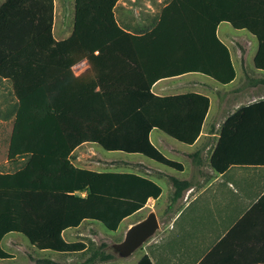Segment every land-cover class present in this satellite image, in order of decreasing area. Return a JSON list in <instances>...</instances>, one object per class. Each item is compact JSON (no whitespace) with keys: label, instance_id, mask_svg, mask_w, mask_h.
I'll use <instances>...</instances> for the list:
<instances>
[{"label":"trees","instance_id":"1","mask_svg":"<svg viewBox=\"0 0 264 264\" xmlns=\"http://www.w3.org/2000/svg\"><path fill=\"white\" fill-rule=\"evenodd\" d=\"M115 3L73 0L72 32L59 41L52 36L53 0L0 3V84L12 89L5 108V116L12 119L7 161L16 165L0 171V241L16 233L38 250L80 253L87 250L86 243L65 240V229L92 220L115 231L148 198H157L161 187L146 175L79 167L72 163L71 153L91 142L106 151L140 154L181 170L180 162L153 145L149 132L158 129L182 143H193L209 97L198 92L157 95L151 86L186 73H199L219 84L231 82L236 71L228 47L216 34L219 23L257 38L253 66L264 71V0H170L157 23L142 33L118 25ZM43 55L66 58V78L52 81L54 92H35L37 79L18 72L25 64H38L35 59ZM81 55L98 66L95 82L71 73V63ZM24 59L28 62H20ZM258 81L245 76L247 86ZM261 107L264 98H256L224 121L209 160L216 171L235 160L226 156L225 148L226 140L238 134L239 121L256 118ZM247 129L264 149V127L254 124ZM172 183L173 199L189 186V181L175 178ZM106 245L99 242L76 264L112 259ZM13 257L0 245L1 260ZM29 258L34 264H62L49 257ZM136 264L151 262L143 256Z\"/></svg>","mask_w":264,"mask_h":264},{"label":"crops","instance_id":"2","mask_svg":"<svg viewBox=\"0 0 264 264\" xmlns=\"http://www.w3.org/2000/svg\"><path fill=\"white\" fill-rule=\"evenodd\" d=\"M169 1L116 0L113 7L114 17L125 31L142 33L150 30L157 23L162 8ZM72 29L73 0H61V3L53 0V38L56 41L66 39ZM241 30L233 28L227 22H221L216 27V34L228 47L236 71L235 78L228 84L203 79L201 77L203 75L199 73H186L161 78L151 86V91L157 95L198 92L209 97L207 113L200 133L193 143H182L158 129L149 132V139L153 145L166 157L180 162L181 170L161 165L140 154H127L133 158L131 162L116 159L111 163L93 161L95 165L101 164L102 167L98 168L95 165H85L87 162L85 156L88 155L85 150L91 151V147L94 148L97 144L83 142L72 151L71 161L76 166L97 171H131L146 175L161 187V193L157 198H148L142 208L123 218L118 225L119 227L121 223L126 222L124 231H127L149 212L153 211L156 214L158 227L139 246V255L133 262L127 263L121 261L123 256L117 253L112 259L96 264H136L143 256L148 257L151 264H264V149H260L259 141L248 135L251 129H247L254 124L264 127V107L258 110L256 118L240 120L238 124L241 127L238 134L226 140V156L235 160L219 172L209 163L224 121L250 102L236 101L248 95L245 81L241 89H235L233 84L238 77V68L243 72L244 61L250 60L251 57L253 64L258 40L248 31V35L233 34ZM239 45L244 47L253 45L249 58L246 57V52L242 55ZM82 58L88 59L87 56L81 55L73 61L70 65L71 73L74 76H85L87 82H95L100 74L97 65L89 64V68L79 75L73 73L72 65ZM35 60L38 64L35 66L25 64V68L18 71L19 75L37 79L35 92H54L52 81L67 74L64 71L66 58L43 55ZM20 62L28 61L24 59ZM257 72L259 73L257 85L249 87L257 88L258 98H264V71L257 70ZM242 74L245 78L247 73ZM64 86L66 87L67 84ZM0 92L6 94L4 101L7 105V96L12 92L11 87L9 84L0 86ZM155 130L158 133L152 135ZM85 146L88 148L85 149ZM74 154H77L76 158H73ZM143 160L150 162V165L145 167L143 163L140 164ZM118 165H124V169H119ZM173 178L189 181V186L183 189L176 199H173ZM80 194L84 195L85 192ZM143 210H146V213L139 215ZM95 222L97 221L84 220L77 227L67 228L62 232L67 241L82 240L86 243L87 250L75 254L86 256L89 249L95 247H92L87 239L76 238L77 230L87 223ZM87 236L93 240L97 235L89 231ZM34 249L44 254L34 257H49L62 264L66 263L59 260L58 256L73 255ZM15 257L14 254L13 258Z\"/></svg>","mask_w":264,"mask_h":264},{"label":"rangeland","instance_id":"3","mask_svg":"<svg viewBox=\"0 0 264 264\" xmlns=\"http://www.w3.org/2000/svg\"><path fill=\"white\" fill-rule=\"evenodd\" d=\"M3 0H0V3ZM58 3H61V0H57ZM236 31V30H235ZM234 35L237 36H243V35H248V32L246 30H241L238 32H233ZM239 48L241 50L242 55L246 52L247 55L246 57H250V53L253 49V45H247V46H242L239 45ZM243 72L247 73L248 75L252 77H257L259 73L257 70L253 67L252 64V59L250 57L249 59H246L243 63ZM242 71L238 68V77L236 81L234 82V87L235 89L242 88L244 87V75ZM203 79H210L206 76H201ZM2 86V84H0ZM245 90L248 91V95L244 96L243 99H236L238 102H248L252 101L256 98L259 97L257 88L255 87H247ZM6 98V94L0 92V171H6V170H14L16 165H13V163H10L7 161V147H8V141H9V136L11 132V127H12V119L10 117L5 116V108H6V102L4 101ZM154 133V134H153ZM155 133H158L155 131L152 132V135H155ZM88 148L85 146V149ZM91 151L85 150V152L88 154L85 156V165H95L93 161L97 163H111L115 159L116 160H125L128 162H131L132 157L130 155H127L125 153L118 154L113 153V152H108L101 148L99 145H95L94 148L91 147ZM121 155V156H120ZM77 154L73 155V158H76ZM89 161V162H88ZM91 161V162H90ZM143 163V164H142ZM150 162H147L146 160H143L140 164L144 165L145 167L149 164ZM150 165V164H149ZM95 167H102L101 164H96ZM106 167V166H105ZM119 169H124V165H118ZM146 213V210H143L139 212V215H144ZM126 222H123L120 224L117 230L111 231L107 229L102 223L100 222H95L94 224H85L82 228L77 230V239H87L90 241V245L96 246L99 242L105 241L106 242V249L107 251L117 254L118 252L115 250V245L119 243L120 241L123 240L124 234L126 231H124V225ZM95 232L97 235L95 239H91L90 236H87V232ZM19 236H16V234L11 233L6 235L1 241L0 245L2 248H4L7 251L13 252L16 257L12 259H6V260H0V264H34L31 259L29 258V254L32 256H39V255H44L42 253L36 252V250L30 246L28 240L24 238L22 235L17 234ZM139 248V247H138ZM136 248L131 254L128 256H123L121 258V261L131 263L133 260L139 255V249ZM84 254H73V255H68V256H58L57 258L59 260L64 261L66 264H74L77 261H80L84 258Z\"/></svg>","mask_w":264,"mask_h":264},{"label":"water","instance_id":"4","mask_svg":"<svg viewBox=\"0 0 264 264\" xmlns=\"http://www.w3.org/2000/svg\"><path fill=\"white\" fill-rule=\"evenodd\" d=\"M158 227L156 214L151 211L145 218L131 225L122 241L115 245V250L121 256L131 254L136 248L150 237Z\"/></svg>","mask_w":264,"mask_h":264},{"label":"built area","instance_id":"5","mask_svg":"<svg viewBox=\"0 0 264 264\" xmlns=\"http://www.w3.org/2000/svg\"><path fill=\"white\" fill-rule=\"evenodd\" d=\"M89 60L87 58H82L78 61H76L71 69L73 71L74 74L79 75L81 74L83 71H85L87 68H89Z\"/></svg>","mask_w":264,"mask_h":264}]
</instances>
